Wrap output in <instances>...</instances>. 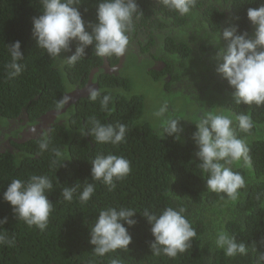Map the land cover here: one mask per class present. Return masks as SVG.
<instances>
[{
  "label": "trees",
  "instance_id": "trees-1",
  "mask_svg": "<svg viewBox=\"0 0 264 264\" xmlns=\"http://www.w3.org/2000/svg\"><path fill=\"white\" fill-rule=\"evenodd\" d=\"M148 1L136 0L138 12L141 11V3ZM224 1L232 8L227 28L235 27L237 34L246 27L244 12L251 5L264 4V0ZM97 3L98 0H79V8L88 22L92 20ZM40 4V0H0V118L3 123L7 118L17 116L26 105L31 122L38 114L57 108L64 92L71 88L67 79L77 83L81 78L80 84H83L90 68L101 63V57L88 47L75 65L65 63L61 68L58 66L60 58L50 57L37 47L29 32V22ZM199 6L200 3L196 8ZM206 12L211 19L216 14L221 18L224 15L212 4ZM174 14L180 23L184 21L183 16ZM141 20L144 24L154 25L145 18ZM219 27L220 24L216 26L217 29ZM14 41L21 43L24 59L19 63L24 67L18 76L9 79L5 67L11 61L7 45ZM168 47L172 48V44ZM149 74L159 76L153 71ZM100 83L101 96L96 101L82 97L60 114L65 120L62 124L60 121L55 123L46 136L49 141L47 150L41 152L39 140H30L19 143L22 149L30 151L22 158L8 152L0 153V219L7 218V222L0 225V233H6L13 240L11 245H0V264H111L113 259H118L120 264H226L223 251L208 252V239L218 235L219 219L223 213L215 214L207 208L211 222L208 230L204 219L194 212L196 203L210 207L217 204L222 196L204 186V174L193 156L190 130L182 127L180 140H175L163 134L161 119L158 118L161 127L158 122L152 124L146 119H137L144 115V100L138 94L126 93L130 88L127 78L102 75ZM108 84L116 85L120 92L117 95L108 93L104 90ZM224 84L228 86L226 80ZM105 94L113 97L109 104L111 111L101 108L100 100ZM228 106L237 115L250 114L254 122V127L247 133L239 129L238 137L243 135L247 140L251 164L242 168L238 166L240 161L237 162L246 188L229 208V219L224 224L227 234L238 244L243 243L246 252L230 257L229 263L234 264L247 254V259L235 264H264V138L254 135L260 126L264 131V106L236 104L232 99ZM158 109L153 106L150 112L155 113ZM93 119L101 124L126 125L124 141L116 145L96 142L94 136L88 134ZM53 149L70 154V160L63 162L57 170L52 163L55 159ZM35 154L37 157H31ZM99 154L123 156L130 162V173L121 180H114L116 186L111 191L89 175L91 161ZM232 170L239 172L235 168ZM37 173H43L53 184V190L46 193L53 209L44 231L16 219L11 206L2 199L12 179L27 178ZM87 183H93L95 191L85 203L79 197ZM74 185L77 188L73 199L64 200L62 189ZM167 206L184 208L196 230V236L190 241L191 247L175 258L151 253L149 244L153 237L150 225L142 216L145 210L155 214ZM121 207L137 212L133 217L136 224L131 227L132 242L128 250L117 249L98 256L89 244L90 228L100 210Z\"/></svg>",
  "mask_w": 264,
  "mask_h": 264
},
{
  "label": "clouds",
  "instance_id": "clouds-1",
  "mask_svg": "<svg viewBox=\"0 0 264 264\" xmlns=\"http://www.w3.org/2000/svg\"><path fill=\"white\" fill-rule=\"evenodd\" d=\"M206 1L149 0L141 3V11L138 12L136 0H98L92 20L88 22L79 8V0H40L41 4L29 22V32L37 47L50 57L60 58L58 66L61 68L65 63L75 65L84 56L88 47L92 48L95 55L101 57V63L90 68L83 84H80L81 78L77 83H72L67 79L71 88L64 92L63 98L58 101L57 108L54 109L63 108L69 102V97H64L65 93L84 87H95L89 90L88 98L96 101L101 96L100 77L102 75L124 77L120 71L130 55L134 56L132 59H141L143 62L146 58L153 61L156 53L164 52L166 44L172 63L183 64V60L178 59L182 56L183 49L177 48L180 46L175 35L184 34L185 30L189 35L200 32L198 26L200 19L206 20L207 22H203V25L214 32L222 26L219 40L222 39L224 43L218 45L220 47L217 48L213 59L216 61V74L227 81L230 88L227 87L232 91L231 99L236 104L264 106V4L251 5L247 12H244L246 27H242L243 31L237 34L235 27L227 28L231 16L228 18L224 11L220 10L221 7L229 10L231 5L224 0H209L211 1L209 4ZM199 3L200 6L196 8ZM211 4L223 12V18L216 14L215 18L211 19L206 12ZM172 11L184 17L181 28L175 26L176 15ZM142 18L154 25L142 23ZM168 22H171V25H168ZM133 23L142 25L138 36L144 40L143 44L131 41L130 32L134 30ZM219 24L220 27L217 29L216 26ZM146 27H149L148 32L145 30ZM170 43L172 48L168 47ZM7 47L11 61L5 67L7 77L12 79L23 71L24 66L19 62L24 57L20 41H14ZM176 52L177 55H175ZM172 56H175V60ZM111 57L115 59L112 60ZM162 62L165 64V60ZM147 65L149 66V63ZM151 71L149 68L148 74ZM158 74V77L149 74L151 80L161 81V89L164 93L174 94L168 91V81L162 78L164 73ZM187 76L190 78V73ZM192 79L199 81L195 77ZM114 87L116 85L108 84L104 90L117 95L120 88ZM177 97L182 99L181 96ZM208 99V97H201L199 100L206 102ZM112 101L111 95H103L100 100L101 108L111 111L109 104ZM167 101H169V109L165 103ZM146 104H149L148 101ZM170 104L168 97L162 99L159 105L154 106L159 108L155 113L151 112V115L157 117L155 123L161 119L164 125L163 134L172 136L175 140H180L183 128L189 129L194 144L193 156L195 160H198L204 174L205 188L221 195V199L236 200L240 197L242 189L246 188V181L239 168L248 167L251 164L250 150L245 140L238 137L239 129L247 133L254 127L250 114L237 115L226 104L225 109L202 113L188 128H185L183 125L180 126L182 124L180 117H183V113L172 111ZM23 108H26L27 112V105ZM67 108L61 115L66 112ZM58 119H62V124L65 118L59 115ZM92 125L88 134L94 136L96 142L116 145L125 139L127 127L124 124L113 126L101 124L93 119ZM183 141L186 143V139ZM48 146V139L41 134L38 141L39 150L43 152L48 149ZM53 152L55 159L52 163L57 170L68 158L59 149H53ZM239 161L238 166L240 167L237 166ZM232 168L238 169L239 172H234ZM130 171V162L125 157L99 154L91 161L90 176L93 180L101 181L111 191L116 186L114 180L123 179ZM76 188V185L64 187L61 192L63 199L71 201ZM52 190V181L47 176L32 175L26 181L14 178L3 192L2 199L11 206L16 219L24 221L29 227L36 226L44 231L53 209V203L49 201L46 193ZM94 191L95 185L87 183L80 193V200L86 203L93 196ZM195 206L201 211L209 230L211 222L208 219L210 214L208 215L207 208L210 207L199 203ZM216 207L225 209L226 202L220 200ZM184 211V208L172 206L164 207L155 214H150L145 210L142 216L150 225L153 240L149 247L153 255L164 254L175 258L178 253H183L191 247L190 241L196 236V230ZM136 213L133 209L123 207L100 210L89 231V244L93 246L94 253L104 256L117 249L128 250L132 242L131 227L136 224L133 218ZM226 219L227 216L223 213L219 219V233L213 238L217 248L222 249L228 257H233L237 253L244 254L245 245L238 244L234 237L224 232ZM6 222V217L0 219V225ZM12 243L13 240L6 233H0V245H11ZM111 264H120V261L113 259Z\"/></svg>",
  "mask_w": 264,
  "mask_h": 264
},
{
  "label": "flooded vegetation",
  "instance_id": "flooded-vegetation-1",
  "mask_svg": "<svg viewBox=\"0 0 264 264\" xmlns=\"http://www.w3.org/2000/svg\"><path fill=\"white\" fill-rule=\"evenodd\" d=\"M208 4L211 1H206ZM203 22H207L206 20L200 19L198 22V26L200 28V32L191 33L189 35L188 31L185 30V33H177L175 35L176 40L179 43V46L183 48L182 56L178 59L179 61L183 60L182 63H172L169 54L167 53V48L165 44L164 52H158L153 58V61H149L147 58L145 61L149 63V68L156 73H164L162 78H166L168 81V91L170 93H174L176 96H181L184 101L183 111L186 116L180 117L181 125L185 128H188L193 120L190 116L193 115H201L202 110H211L214 106L209 99L206 102H201L199 99L201 97H208V91L206 85L200 80L197 81L192 79L198 70V67L205 66H213L215 68L216 61L213 59L215 52L217 51V45L224 43L221 39L219 40V36L222 30V26L216 34L211 28H206L203 25ZM175 26L177 28H181V23L179 22V18L175 17L174 19ZM168 25H171V22H168ZM141 24L133 23V31L130 32L132 35L131 41H135L137 44H143L144 40L140 39L138 33H140ZM210 26V25H209ZM145 29L147 32L149 27ZM178 53L176 52L175 55ZM134 56L130 55L127 59H132ZM160 57V58H157ZM110 59H115V57H111ZM118 60V57H116ZM162 60H165V64H163ZM190 73V78L187 74ZM219 82L215 84H211L209 86L212 92H220L222 90H230L223 81L222 76L218 80ZM231 91V90H230ZM230 100L227 101V104ZM57 110L51 108L46 112L38 114L34 119V122H31L28 113L26 112V108H22L17 116L9 117L6 119V122L3 123L2 119H0V153L8 152L18 158H22L30 151L26 149H22L19 145L22 142H28L30 140L38 141L41 137V134L47 136L49 135L53 125L55 122L59 120V115L52 116L51 120L45 121L44 116L46 113ZM146 119L150 123H154L157 120L156 116L146 115V116H138L137 119ZM65 120V119H64ZM159 126H162L161 123L158 122ZM241 139L245 140L243 135H241ZM68 160H70V154H64ZM37 157V154L31 156ZM68 160L64 161L67 162ZM91 169V168H90ZM89 169V175H90ZM43 173H37L33 175H42ZM32 176V175H31ZM30 177V176H29ZM27 178L15 177L16 179H21L26 181ZM91 177V176H90Z\"/></svg>",
  "mask_w": 264,
  "mask_h": 264
},
{
  "label": "rangeland",
  "instance_id": "rangeland-1",
  "mask_svg": "<svg viewBox=\"0 0 264 264\" xmlns=\"http://www.w3.org/2000/svg\"><path fill=\"white\" fill-rule=\"evenodd\" d=\"M172 58L173 60H175V56H172ZM148 72H149V66L147 65L145 61L144 62L141 61V59H138V60L128 59L120 71L121 75L127 78L129 81L130 88L126 93L138 94L142 96L144 100V116L151 115L150 108L153 106L159 105L162 99H167L168 97L170 99V103H171L170 106H171L172 111L176 113H183V115L186 116L183 111L184 101L178 98L175 94L164 93V91L161 89V81L153 82ZM196 75H194V77L206 85L209 101L214 105L210 111L225 109L227 101L231 100L232 91L225 89L220 92H212L210 90L209 86H211L212 83L215 84L219 82L218 80L220 79V75L216 74L215 68L213 66L202 65L198 67ZM164 80H167V79L165 78ZM147 101L149 103L148 107H146ZM206 111H209V110H202V112H206ZM152 116H155V115H152ZM198 116L199 115L196 114V115L190 116V118L192 120H195ZM254 135L258 138H264V131L262 129V126H260L257 129ZM221 200L226 202L225 209H218L216 207L217 204L210 206V208H211V211H213L215 214H218L220 212L225 213L227 216V219H226L227 221L229 219V208L234 204L235 200H232L230 198L221 199ZM194 212L198 213L200 217L203 218L201 211L196 206H194ZM224 232H226L225 227H224ZM208 240L210 243L208 252H211L213 250L223 251L222 249L217 248L215 244V240L213 239H208ZM247 258H248V255L245 254L242 258H240V260L236 261L235 263L245 260ZM229 259L230 257L226 256V264H230Z\"/></svg>",
  "mask_w": 264,
  "mask_h": 264
},
{
  "label": "water",
  "instance_id": "water-1",
  "mask_svg": "<svg viewBox=\"0 0 264 264\" xmlns=\"http://www.w3.org/2000/svg\"><path fill=\"white\" fill-rule=\"evenodd\" d=\"M220 10L224 11V13L226 14V16L229 18L232 14V8L230 6V9L227 10L226 7H221ZM92 76V73L90 74V78ZM92 88H95V87H84L82 89H77V90H73V91H69L67 93H65L64 97H69V102L63 107V108H60V109H57V110H52L46 114H50L51 116H56L57 114H60V113H63L65 111V109L70 105V104H75L80 98L82 97H88V93H89V90L92 89ZM167 103V106H168V109H169V101L165 102ZM45 114V115H46ZM62 122V119L61 120H58L57 123Z\"/></svg>",
  "mask_w": 264,
  "mask_h": 264
},
{
  "label": "bare ground",
  "instance_id": "bare-ground-1",
  "mask_svg": "<svg viewBox=\"0 0 264 264\" xmlns=\"http://www.w3.org/2000/svg\"><path fill=\"white\" fill-rule=\"evenodd\" d=\"M61 114V113H60ZM51 118H52V116L50 115V114H46L45 116H44V119H45V121H49V120H51ZM22 142V141H21Z\"/></svg>",
  "mask_w": 264,
  "mask_h": 264
}]
</instances>
